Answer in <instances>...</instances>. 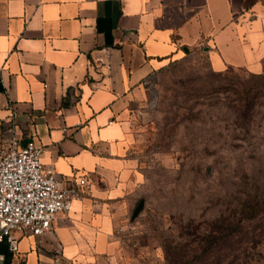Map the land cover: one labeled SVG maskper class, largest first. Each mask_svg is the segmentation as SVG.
I'll list each match as a JSON object with an SVG mask.
<instances>
[{
  "label": "crops",
  "instance_id": "crops-1",
  "mask_svg": "<svg viewBox=\"0 0 264 264\" xmlns=\"http://www.w3.org/2000/svg\"><path fill=\"white\" fill-rule=\"evenodd\" d=\"M193 48L213 72H261L264 0H0V140L40 142L59 179L88 182L48 230L0 241V264L116 262L132 122Z\"/></svg>",
  "mask_w": 264,
  "mask_h": 264
},
{
  "label": "rangeland",
  "instance_id": "rangeland-1",
  "mask_svg": "<svg viewBox=\"0 0 264 264\" xmlns=\"http://www.w3.org/2000/svg\"><path fill=\"white\" fill-rule=\"evenodd\" d=\"M130 130L131 208L110 264H264V63L213 72L190 49ZM222 225L235 235L208 256Z\"/></svg>",
  "mask_w": 264,
  "mask_h": 264
},
{
  "label": "built area",
  "instance_id": "built-area-1",
  "mask_svg": "<svg viewBox=\"0 0 264 264\" xmlns=\"http://www.w3.org/2000/svg\"><path fill=\"white\" fill-rule=\"evenodd\" d=\"M43 145L11 135L0 140V241L16 249L18 237L48 230L57 212H65L70 201L88 186L84 176L61 180L52 167L40 161ZM57 254L52 261H56Z\"/></svg>",
  "mask_w": 264,
  "mask_h": 264
},
{
  "label": "trees",
  "instance_id": "trees-1",
  "mask_svg": "<svg viewBox=\"0 0 264 264\" xmlns=\"http://www.w3.org/2000/svg\"><path fill=\"white\" fill-rule=\"evenodd\" d=\"M242 219L243 218H240L238 220L241 221ZM225 229H226V226L225 225H222V227L219 230L220 233H221L219 236H216L214 234L207 235L204 249H205L206 254L208 256L213 255V253L215 251V249L213 247L217 246V244L219 242L222 243V244H224V245H228L230 239L233 237L232 235H235L233 233L232 234L229 233ZM218 238L220 239L219 242H218ZM209 264H215V262H212V263H209Z\"/></svg>",
  "mask_w": 264,
  "mask_h": 264
}]
</instances>
